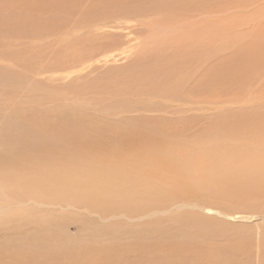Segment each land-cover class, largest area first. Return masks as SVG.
Here are the masks:
<instances>
[{
	"label": "bare ground",
	"instance_id": "obj_1",
	"mask_svg": "<svg viewBox=\"0 0 264 264\" xmlns=\"http://www.w3.org/2000/svg\"><path fill=\"white\" fill-rule=\"evenodd\" d=\"M257 1L0 0V59L36 75L84 70L87 60L120 45L117 34L105 33L112 28L108 19H118L115 28L128 29L121 18H155L126 30L128 37L149 32L134 61L104 78L62 87L51 80L50 89L32 76H22V82L16 76L17 85L15 75L0 74V110L9 104L12 114H0V264H48L50 259L66 264L63 257L72 264H130L121 256L126 247L143 245L148 264H239L240 253L251 252L235 234L222 244L229 225L217 226L199 213L180 212L173 226L159 216L200 206L233 219H264L204 208L191 197L235 196L240 187L251 186L250 180L264 192V89L256 95L261 104L255 109L237 105L236 113L229 106L239 104L245 90L257 84L250 79L264 72V1L254 5ZM249 5L257 10L244 18H210ZM20 95L21 104L15 100ZM67 97L83 102L70 105ZM99 97L115 101L101 112L89 111L86 104ZM213 106L221 109L209 118ZM196 109L201 112L192 117ZM204 116L209 133L195 139L190 126ZM200 168L206 171L203 183H194L191 176ZM95 218L115 222L94 227ZM137 220H149L140 223L146 225L143 235L124 243L132 224L127 221ZM71 223L77 234H63ZM96 235L98 241L91 242ZM160 246L173 247L172 253L160 254ZM257 246V264H264V239Z\"/></svg>",
	"mask_w": 264,
	"mask_h": 264
},
{
	"label": "rangeland",
	"instance_id": "obj_2",
	"mask_svg": "<svg viewBox=\"0 0 264 264\" xmlns=\"http://www.w3.org/2000/svg\"><path fill=\"white\" fill-rule=\"evenodd\" d=\"M18 1H22V0H18ZM160 1V3H163V2H171L172 0H159ZM214 1V0H213ZM264 1V0H263ZM263 1H261V0H258L256 3H254V5H257V4H259L260 2L262 3ZM15 2H17V0H12V3H15ZM253 2H255V1H253ZM84 7H86L85 8V10H87V6L86 5H84ZM251 8V9H250ZM255 10H257V8H255L254 7V9H253V5H249V7H246V8H231V9H229V10H226V11H223V12H219V13H216V14H210V18H211V20L213 19V20H215L216 18L215 17H227V16H229L230 14H232V16H234V15H236V14H239V16H241V15H243V18H244V16H246L248 13L249 14H251V12L252 11H255ZM147 16V17H146ZM214 16V17H213ZM140 17V18H139ZM144 17H145V19H144ZM127 18V19H126ZM151 18H152V20L153 19H155L153 16H148L147 14L145 15V16H137V17H134V16H132V17H124L123 19L121 18L120 19V21H122V25L123 26H130V27H128V29H126L127 27H124V28H118V27H116L115 28V26H113V25H115V24H117V20L118 19H116V18H113V19H108V20H106L105 22H106V24L108 23V21L109 20H111V23L110 24H108V25H112V28H110V27H106V29H105V33H110L111 32V34H117V38L119 39L118 41V44H120V45H117V46H115L114 48H113V50L112 49H110V50H108L106 53H100L99 55H97V56H95L94 58H92V59H90V60H87L86 61V63L84 64V65H88V67L87 68H85L84 70L82 69L83 67H76V68H69V69H66V70H63V71H60V72H57V73H52V72H49V73H46V74H44V75H36L35 73L33 74V73H28L27 71H25V70H23L22 68H20V67H17V66H14V64H11L9 61H4V60H1L0 59V74L2 73V71L4 70L5 72H7L8 74H10V75H15V77H14V81H16L18 84L17 85H19V80H20V82H22V80H24V79H22V76H32L31 78H32V80L33 81H35V82H41V83H43L44 85H46V84H48V85H50L49 86V88L50 89H53L52 87L54 86V85H52V87H51V83L52 84H55V87H62V86H66L67 84H69V83H71L70 85H73V83L74 84H76V83H78L79 85L80 84H83V82H85V80H96V79H98V78H101V77H105L106 75L105 74H107L108 72H109V70H113V71H115V70H118V69H124V68H126V66H127V63L128 64H130L132 61H134V60H132V59H135L136 58V56H135V58H134V56H132V55H136V49H138L140 46V43H141V40L143 39V38H145L147 35H148V30L147 31H145L144 33H141V35H142V37L138 34V35H136V37L134 36L135 34H131V37H128V33L130 32L129 30H132V29H134V28H137V27H141L140 25H143V23L145 24V23H148V22H150V20H151ZM228 18H230V17H228ZM228 18H225V19H228ZM125 20V21H124ZM133 20V22H131ZM136 20V21H135ZM144 21V22H143ZM145 21H147V22H145ZM123 22H124V24H123ZM219 22V21H218ZM119 23V22H118ZM142 23V24H141ZM126 24V25H125ZM138 24V25H137ZM134 25L135 26H137V27H134ZM132 27V28H131ZM130 28V29H129ZM114 29V30H113ZM104 30V29H103ZM126 30H128V31H126ZM102 30H100V32H101ZM110 31V32H109ZM94 32H92V34H93ZM102 33V32H101ZM124 34V35H123ZM145 36H144V35ZM147 34V35H146ZM123 35V36H122ZM127 35V37H125ZM119 36V37H118ZM130 36V35H129ZM129 38V39H128ZM141 38V39H140ZM128 39V40H127ZM136 41H135V40ZM18 40H20V39H18ZM15 41L16 42V45H15V48H19V47H17V43L19 42V41ZM131 40V41H130ZM133 40V41H132ZM120 41H121V43H120ZM134 41L136 42V43H134ZM139 41V42H138ZM123 42H124V44H123ZM132 42V43H131ZM36 43H38V42H36ZM25 44V43H24ZM121 45H122V47H121ZM142 45V44H141ZM20 46V45H19ZM38 46V45H37ZM125 46V47H124ZM134 46V47H133ZM54 47V46H53ZM21 48V47H20ZM115 48H117V49H115ZM120 49V50H119ZM134 51V52H133ZM121 52V53H120ZM107 53H108V55H107ZM125 53V54H124ZM118 54V55H117ZM111 56V57H110ZM133 57V58H132ZM100 58H101V60H100ZM107 58V59H106ZM93 60H95V61H93ZM105 60V61H104ZM104 61V62H103ZM97 62V63H96ZM11 64V65H10ZM91 64V65H90ZM90 65V66H89ZM13 66V67H12ZM93 67H97L95 70H93V72L91 71V69ZM120 67V68H119ZM7 69V70H6ZM80 70H82V71H80ZM119 71H121V70H119ZM11 72V73H10ZM107 72V73H106ZM50 75H53V76H55L54 78H48V76H50ZM65 75H67V76H65ZM109 75V74H108ZM16 76H20V79L17 81L16 80ZM62 77V76H65V78L66 79H62V78H60L59 79V77ZM98 76V77H97ZM13 77V76H12ZM58 77V78H57ZM94 77V78H93ZM46 78H48V79H46ZM56 78H57V80H56ZM51 80H52V82H51ZM54 80H55V82H54ZM251 81H256V85L255 86H253V87H251L249 90H245V92H244V95L240 98V101H239V104L237 103H233V104H229V106L230 107H234V112H236V113H238L239 112V110H235V109H238L239 107L237 106V105H243V106H247L248 108H250V109H255V108H257L260 104H261V102H257V101H254L255 100V98H256V95H257V93L259 92L260 93V91L261 90H263L264 89V72L262 73V74H260V75H258L257 77H253V78H251L250 79ZM29 81V80H28ZM62 82V83H61ZM92 82V81H91ZM14 84V83H13ZM25 84H28L27 82L25 83ZM260 84V85H259ZM41 86V85H40ZM5 87L6 88H9V89H11L10 88V86H7V85H5ZM35 88H36V85L34 86ZM37 88L38 89H41V87H38L37 86ZM42 91H45V89L43 90L42 89ZM234 92H237L236 90L235 91H231V92H226L225 91V93H227L226 94V96H228V97H232V96H234L235 95V93ZM213 93H218V92H215V91H213L211 94H213ZM2 92L0 91V96H2ZM21 97H18V99L16 98L15 100H16V102H19V104H21V99H23L22 98V95H20ZM68 97H69V95H68ZM67 97V103H69L70 105H71V103H72V105H77V104H81L83 101H80L79 102V100H80V98H79V100L78 101H76V102H72V100H70V99H72V98H68ZM70 97H72V95H70ZM88 100H89V98H88ZM94 100V101H93ZM97 100V101H96ZM103 100V101H102ZM112 101H115L114 99H111V98H106V97H102L101 99H100V97L99 98H97V99H92L91 101H90V103H87L86 105H87V107H88V109H90L89 111H93L94 112V110H98L99 112H101V110L102 109H100V107L101 106H106L107 105V103H110V102H112ZM15 102V103H16ZM71 102V103H70ZM84 102H86V101H84ZM99 105H98V104ZM105 104V105H104ZM82 105H85V104H82ZM44 106H46L47 108H49V107H51L52 106V102L51 101H48ZM237 106V107H236ZM220 107H224V108H226V104H224L223 106H220ZM219 107H217V112H218V110L219 109H221V108H219ZM233 110V109H232ZM193 111H195V112H201L200 110H198V109H196V110H192V112H191V114L193 113ZM208 111V110H207ZM8 112L11 114V109H10V107H9V104H5L2 108H1V110H0V114L1 115H4V116H8L7 114H8ZM189 112V113H190ZM216 112V106H213V109H211L210 111H208V112H206V115L208 114V116H210L209 118H211V115H213L214 113H217ZM233 112V113H234ZM154 112H147V114H153ZM155 114H158V113H155ZM210 114V115H209ZM12 115V114H11ZM192 117H194L193 116V114H192ZM206 116H204V117H201L200 119H199V124L197 125V126H195V125H191L190 126V130H193L194 131V134H195V139H197V138H200L199 136H203V135H207L208 133L207 132H205V131H208V129H207V124L205 123V120L207 121V119H205V120H202V118H205ZM209 120V119H208ZM214 135V134H213ZM210 136V135H209ZM206 138H208V137H206ZM204 144H208V141H206V142H204ZM193 172H195V170H191V173H193ZM206 171H205V168H200V170L199 171H197V173H195L194 175H192L191 177H192V181L194 182V183H203V180H202V176H201V174L202 173H205ZM248 176H251V175H247V177ZM262 176H264V173H262ZM255 180H250V187H247V188H245V189H243V188H239V190L238 191H236V195L235 196H233L234 194H230V193H228V194H224L223 196H218V197H216L215 195H214V197L212 196V195H207L206 194V192L205 193H199V195H197V194H194V196H191L192 198H193V201L194 202H198L197 203V205L199 206V205H201V207H204V208H206V207H210L212 210H215V209H220L221 211L223 210V212H226V213H237L236 215H239L238 214V212H240V213H243V212H245V213H253V214H257V215H263L264 216V211H262V210H260L259 211V209H257V208H254L253 206L255 205V207L256 206H258L259 208H261V209H264V192H262L258 187H253V186H255V184L254 183H257L256 181L254 182ZM207 183H212V182H207ZM190 184V183H189ZM205 184V183H204ZM212 184H214V183H212ZM234 192V191H233ZM239 192V193H238ZM215 193V192H214ZM232 193V192H231ZM241 193H243V194H241ZM201 194H203V196L201 195ZM204 194H206V195H204ZM196 195V196H195ZM197 197V199H195L194 200V198H196ZM203 197V198H202ZM191 198V199H192ZM200 198V199H199ZM202 198V199H201ZM207 199V200H206ZM236 201V202H235ZM239 202H241V203H243L242 205L239 203ZM260 202H262V203H260ZM195 203V204H196ZM236 203V204H235ZM231 204V205H230ZM257 204V205H256ZM248 207H247V206ZM206 206V207H205ZM245 206V207H244ZM192 207V206H191ZM191 207H184V208H182L181 209V211H179L178 209H177V211H179V212H177L175 209L174 210H172L170 213L169 212H167V213H165V215L163 214V215H161V216H159V217H163L165 220H164V222H165V225H169V222H170V224L172 225V224H174V221L175 220H173V218L174 219H177V218H179V214L178 213H180V212H184L185 211V213H187L186 215H184L185 217H189V216H187V215H191V213H196V214H198V215H201V216H203V217H208V218H211V220L213 219V223H216V225L217 226H221L222 224H225V225H229L228 226V229L227 230H225V232H224V234H223V236H221V241H224V240H226V241H228L229 239L228 238H234V234L235 235H238V236H240L239 238L240 239H242L241 241L242 242H246V245H247V249L248 250H251V252L248 254V255H246V254H241L240 253V257H242V258H239L240 260V263L239 264H244V262L246 263V264H257V261L259 262V259L261 260V257L258 259V256H259V254H258V246H257V244H258V241H262L264 238H261V237H263L264 235V233L262 234L261 232L263 231V229H264V219H259V220H257V219H255L254 217H250V218H252V219H247L246 217L247 216H239V217H237L236 219H233V218H231V217H226V216H222L221 214H219V213H217V212H215V211H210L208 208H206L207 210H204V209H201L200 208V206L199 207H194V208H191ZM215 208V209H213V208ZM247 207V208H246ZM247 210V211H246ZM175 211V212H174ZM235 211V212H234ZM237 211V212H236ZM253 211V212H252ZM263 213V214H262ZM253 214H250V215H253ZM177 215V217H175ZM150 219H154V218H150ZM149 219V220H150ZM226 219V220H225ZM229 219H232V221H230ZM125 220V219H124ZM149 220H137V221H135V222H132V221H127V222H131L132 224L130 225V228H128L130 231L128 232V234H125L124 236H123V240H124V243L127 241V240H129V236H130V238H134L135 237V235H137V234H140L141 233V236L143 235V232L145 231L144 230V228L146 227V225H140V223L142 224V223H147ZM173 220V221H172ZM218 220V221H217ZM224 220V221H223ZM246 220V221H245ZM95 222V224L96 225H94V227H96L97 225H100V226H102V225H107V226H111V223H113V222H115V221H103V220H101V219H98V218H95V220H94ZM126 221V220H125ZM145 221H147V222H145ZM220 221H223L224 223H221ZM245 221V222H244ZM263 221V222H262ZM229 222V223H228ZM259 222V223H258ZM261 223V224H260ZM129 224V223H128ZM127 225V224H126ZM239 225H240V227H239ZM261 225V226H260ZM128 226V225H127ZM136 226L138 227V228H136ZM173 226V225H172ZM236 226L238 227V228H236ZM242 226V227H241ZM135 227V228H134ZM248 229H246V228ZM261 227H263V228H261ZM239 228H240V230H239ZM140 229V230H139ZM215 229H218V228H215ZM236 229V230H235ZM78 227H77V225L75 224V223H71V224H68V227H65L64 228V233L63 234H66V235H69V236H74V235H76L77 234V232H78ZM137 230V231H136ZM239 230V231H238ZM134 231H135V233H134ZM171 231H173V230H171ZM244 231H248V232H244ZM259 231H260V233H259ZM140 232V233H139ZM250 233V234H249ZM129 234H131V235H129ZM260 234V235H259ZM244 235H246V236H244ZM249 235H251V236H249ZM134 236V237H133ZM242 236V237H241ZM253 238V239H252ZM218 239H219V237H218ZM247 239V240H246ZM105 240V239H104ZM214 240H217V239H214ZM213 240V241H214ZM244 240V241H243ZM98 241V237H97V235L96 236H92V239H91V242H97ZM99 241H101V240H99ZM226 241H224L222 244H225V242ZM130 242V241H129ZM220 241H218V242H216V243H210L211 245L213 244V246L215 247V246H217V245H220V243H219ZM255 245V246H254ZM145 248H146V246L145 245H143ZM206 246H208V242H207V245ZM120 247V246H119ZM144 247H142V246H138V247H136V246H133L132 248H130V249H127V247H126V250L123 252V254L121 255V256H123V255H125L126 256V258H127V261H125V262H127V263H130L131 264V261H132V259H134L133 261H132V263L134 264L135 262L137 263V264H141L142 262H143V264H148L149 262L147 261V260H151V259H148V258H145L144 256H145V253H146V250H145V248ZM250 247V248H249ZM115 248V247H114ZM117 249H115V251L116 252H121V248H118V247H116ZM134 248V249H133ZM158 248V251H160V250H166V249H168V252L171 254L172 253V248L173 247H166V249L164 248V249H162L161 248V246L160 247H157ZM241 248H243V247H241ZM133 249V250H132ZM147 249V248H146ZM150 249V248H149ZM170 249V250H169ZM243 249H245V248H243ZM151 251L153 250V249H150ZM114 251V253H113V255L116 253ZM129 251H130V253H129ZM227 251V250H226ZM244 251H246V250H244ZM132 253V254H131ZM137 253V254H136ZM160 254H162V251H160L159 252ZM144 255V256H143ZM112 255H110L109 257H111ZM120 256V257H121ZM142 256V257H141ZM256 256V257H255ZM108 257V258H109ZM141 257V258H140ZM143 258H145V259H143ZM243 258H245V261H243L244 259ZM143 259V260H142ZM241 259H242V261H241ZM48 260H49V258H48ZM60 260H64L65 262H66V264H72V260L70 259V258H68V257H63L62 259H60ZM129 260H131V261H129ZM142 260V261H141ZM191 260H192V258H191ZM57 261H59V260H57ZM135 261V262H134ZM53 262H55V261H53L52 259H50L49 260V263L48 264H51V263H53ZM111 263H112V261H110ZM109 262V260H108V263L107 262H104V261H101V262H99L100 264H111ZM141 262V263H140ZM193 262H197V261H193ZM208 262V261H207ZM98 263V264H99ZM135 263V264H136ZM114 264V263H113ZM118 264V263H117ZM119 264H121V263H119Z\"/></svg>",
	"mask_w": 264,
	"mask_h": 264
}]
</instances>
